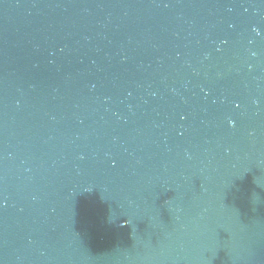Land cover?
Wrapping results in <instances>:
<instances>
[{
    "label": "water",
    "instance_id": "1",
    "mask_svg": "<svg viewBox=\"0 0 264 264\" xmlns=\"http://www.w3.org/2000/svg\"><path fill=\"white\" fill-rule=\"evenodd\" d=\"M0 264H264V0H0Z\"/></svg>",
    "mask_w": 264,
    "mask_h": 264
}]
</instances>
